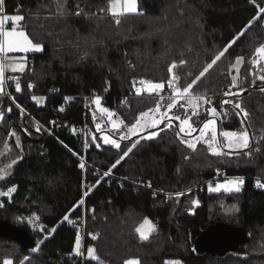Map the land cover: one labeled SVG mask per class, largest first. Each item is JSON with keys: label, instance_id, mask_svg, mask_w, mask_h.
<instances>
[{"label": "trees", "instance_id": "obj_1", "mask_svg": "<svg viewBox=\"0 0 264 264\" xmlns=\"http://www.w3.org/2000/svg\"><path fill=\"white\" fill-rule=\"evenodd\" d=\"M60 3L4 0L6 12L17 8L25 17L20 22L24 30L43 47L29 54L31 62L16 81L7 82L13 97H2L0 103V145L6 143L17 161L0 180V192L14 189L0 197V219L26 229L35 242L24 249L0 236V264L5 258L20 264L24 257H29L24 264H83L72 255L76 230L70 223L82 212L85 264H126L130 259L138 264H264V187L256 185V180L264 184V85L248 79L239 95H225L232 85V64L244 58L241 74H247L248 61L264 42V13L259 12L264 0H138L137 13L118 17L109 11L113 0H67L63 15ZM173 62L178 87L183 90L196 79L190 93L211 100L195 115L197 126L208 118L210 107H225L230 113L219 129H246L249 149L217 157L198 143L193 151L182 142L175 122L151 139L120 141L117 135L121 149L104 144L101 133L111 132L96 128L92 98L99 96L130 126L159 100L145 93L129 96L132 89L140 80L167 87ZM34 95L43 96V103L34 101ZM235 103L246 110V118ZM250 150V156L244 154ZM219 172L243 177L241 191L208 192L205 182ZM213 201L219 202L216 215ZM226 204L229 210L221 211ZM32 216L33 230L16 222ZM146 218L155 231L144 240L136 229ZM218 221L243 227L246 241L222 255L196 250L200 231ZM89 247L99 260L89 257Z\"/></svg>", "mask_w": 264, "mask_h": 264}, {"label": "snow or ice", "instance_id": "obj_2", "mask_svg": "<svg viewBox=\"0 0 264 264\" xmlns=\"http://www.w3.org/2000/svg\"><path fill=\"white\" fill-rule=\"evenodd\" d=\"M67 0H63V3H60L58 5V11L60 12L61 15L67 12V8L65 7ZM101 11H104V9H101ZM6 8L4 7V0H0V14L5 13ZM138 12V0H123V5L120 6L118 3V0H113V3L111 5V14L114 16H120L126 13H137ZM260 13H264V7L259 8ZM79 14V13H77ZM25 17L23 15H0V78L3 77L4 75V65L5 62L8 60L7 54L8 53H24L27 54L29 52H39L42 50L43 45L39 42H34L33 39L29 37L27 32L24 30V26L20 23L24 21ZM254 20L256 17L253 18ZM8 22L9 24L14 25L13 27L6 28L5 23ZM253 21H249V27L251 26ZM116 23L119 24L120 21L119 19L116 20ZM244 34V30H242L237 37H235L227 47L224 48L223 51H221L218 55L215 56V58L207 65L206 68L200 73V77L204 76L206 72H208L209 69L213 67L225 55V52L228 51V48L232 46L236 42V40L239 39V36H242ZM257 52L260 54H264V47H261L257 49ZM242 59V57H238L237 61L239 62ZM185 61L181 60L180 64H184ZM177 64L175 62L172 63L171 67L169 68V71L171 72L172 69L176 68ZM15 68H19L21 72L24 71L25 69V63L21 62L19 64H16L13 70L15 71ZM179 76H173V80L177 81L179 80ZM199 79V77H197ZM259 79L264 80V75L260 76ZM196 81H193L192 84H189L187 87L183 88V91L181 92L180 89L176 90V95L181 96L182 98L187 99L189 104H193V100L191 96H185L189 92V89L192 88V85L195 84ZM139 83L143 86L142 88H137V93H140L141 91H147L149 93H154V92H159L163 88L162 83H154L151 81H146V80H140ZM0 85H2V80H0ZM233 85L235 86V80H233ZM171 86V85H170ZM33 85L29 84V88H32ZM15 88L17 92L21 91L20 83L17 82L15 84ZM2 87H0V91H2ZM243 91V89L241 90ZM226 95L230 93H225ZM233 95H239L240 93H232ZM198 99V98H197ZM210 103V101H207ZM224 103H230L229 101H225ZM95 104L100 105L101 100L99 97L95 99ZM174 107L173 104H168L167 108L170 110ZM183 107V105H181ZM195 104H193V108L195 109ZM234 107L236 109H239L240 112L243 113L244 117L246 118L248 116V113L246 110H244L241 107L240 103H235ZM159 109V105L157 106V111ZM99 111L101 113H104L108 116L109 122L112 124V127L114 129L119 130L121 126H124L127 128V131L120 135V141H124L127 139H130L131 136H139V129L142 126L139 122V120L130 126L125 125V122L123 119H120L119 121L113 120L112 116L113 113L107 108V107H100ZM212 116L215 117L216 115V108L213 107L210 109ZM240 112L237 113V115L240 114ZM194 115H197L195 111L193 112ZM142 116H146L147 113H142ZM3 118L2 113H0V119ZM95 119V116L93 117ZM173 117H170L167 115V113H162L159 115V118L152 119L151 120V126L153 128H159V125L162 123H166V127H172V121ZM175 119L180 120V127H179V133H183L184 136H191V133L196 131V129L193 127V124L190 123L189 119H181L179 116L175 117ZM241 123H244V120H241ZM147 129V124L143 125ZM96 128L98 130H101V126L99 123L96 124ZM37 131H40V128H37ZM160 131H163V129H160ZM178 133V134H179ZM13 135H15L13 133ZM158 135V132H148L147 133V138L151 139L154 138ZM219 136L223 138V140H218L217 137V128H216V120L215 119H208L206 122L203 123L202 128L200 129L199 136L193 137L192 139L196 140L197 143L203 140L205 143H207L208 147L211 149V152L213 155L216 156H221L227 155L230 153H223L221 150V146L227 147L229 150L232 152H236L238 150H243V149H249V134L247 130H242V131H232V130H225L219 133ZM144 138V137H141ZM181 140L183 143L187 145V147L193 151L196 150L197 148V143H191L189 142L188 139H185L183 136L181 137ZM103 142L104 144L107 145H112L116 149H121V143L117 141L116 139H112L110 135H104L103 136ZM136 146L135 143H133L132 147H128L126 151H123V155L121 156V160L126 157ZM259 148H256L255 151H259ZM245 155H251V150L249 152L244 153ZM22 159V157H21ZM17 163V161H13V164ZM120 160L116 161V164H119ZM116 164L112 165V168L116 167ZM80 168H84L85 164L81 163ZM111 171V170H109ZM219 171V170H217ZM100 181L97 180V183ZM244 184V178L243 177H235V178H230V179H225L223 182H217L215 183V186L213 187L211 184H209V191L210 192H216L219 193L221 190L224 192H240L241 191V186ZM149 186H151L149 184ZM258 187H264V184L260 183L259 181L257 182ZM14 189H8V192H12ZM87 194V193H86ZM7 195L5 192H0V197H3ZM177 195H182V193H177ZM193 204H198V200H193ZM2 206V205H0ZM39 219V217H37ZM65 220L68 219V216L64 217ZM31 223V221H29ZM155 230V226L151 223L149 219H144L143 223L136 229V232L140 234V238L147 240L148 236L152 231ZM55 231V229H53ZM93 239H96L95 236L92 237ZM77 254H80L79 252V247H80V238L79 236L77 237ZM38 248V246H37ZM88 255L89 257H93L96 260H99L98 256H94V248L89 247L88 248ZM29 257H24V260L20 262V264H24V261H27ZM4 264H13L11 260H5ZM127 264H135L134 261H128ZM173 264H180V261H175Z\"/></svg>", "mask_w": 264, "mask_h": 264}, {"label": "rangeland", "instance_id": "obj_3", "mask_svg": "<svg viewBox=\"0 0 264 264\" xmlns=\"http://www.w3.org/2000/svg\"><path fill=\"white\" fill-rule=\"evenodd\" d=\"M118 3H119L120 6H122L123 5V0H118ZM111 5H110V8H109L110 13H111ZM7 24L8 23L6 22V28L10 29L11 27H13V26L8 27ZM261 47H264V42H263V44H261L260 46H258L255 49V51H254V53L252 55V58H250V60L248 61L249 62L248 65L249 66L247 65V68L245 70V73H247V74H245V75L241 74V70L243 69V66L246 63L244 58H242L239 62L236 59L235 62L232 64V66H231V70H232V75H231L232 83L231 84L232 85H231V93H230L231 95H233L232 93H240L241 89H242V86H243V85L241 86L242 82H245L248 79L251 80V82H253V83L257 84V85H264V80L259 79L260 76L264 75V54H260V53L257 52V49H259ZM170 75H171V79L167 83V87H164V84L162 83L163 84V88L159 92L149 93L146 90L140 92V94L145 93V94L157 96V97H159V100L157 101L158 103H157L156 106H154L153 108L147 109V110L142 112V113H147L146 116H142L141 115L142 113L138 116L137 120L133 124H135L139 120L140 124L142 125L140 127V129H139V136H131V138H133V139L135 138L136 139L138 137H147V133L148 132H153V131L157 132L159 128L166 127L167 121L165 123L160 124L159 128H153L151 126V120L154 119V118L158 119L159 115L162 114V113H167L168 116L173 117L171 123L175 122V124L178 127H180V120L175 119V117L179 116L181 119H189L190 120V123L193 124V127L196 129V131L192 132L190 137L184 136L183 133L182 134H183V137L185 139H188L189 142H191V143H197V141L192 139V138L196 137V136H199L200 129L202 128L203 123L206 122L208 119H215L216 120V128H217V137H218V140L222 141L223 138L219 136V133L222 132V131H225V130L219 129L220 127H219L218 123L224 121V120H222L220 118V116H221V114L223 112H228V113H230V112L225 107H221V110H217L216 109L217 110L216 111V115H215V117H213L212 113L210 111V109L213 108V107H210L207 110L208 118L205 121H203L200 124V126H197V123L195 121L199 117L196 118L195 115L193 114V112L195 111L196 113H198L199 110H201L202 108H205V104L206 103H209L207 101L211 102V100H208V98L205 95L201 94V93L192 94L189 91L187 94H185V96H191L192 97L193 104H195V106H196L195 109H194L193 108V104H189L187 99L176 95V90L180 89V88L177 85V81L178 80L177 81L173 80V76H175L174 72H173V69L170 72ZM233 80H235V86L233 85ZM195 81H196V79H195ZM139 87L142 88L143 86L140 85ZM165 89L170 90V95L168 97H165L163 95ZM180 91L182 92L183 90L180 89ZM97 97H99V96H95L94 98H92V102H91L92 103V108H93L92 109L93 110L92 118L95 116V119H93L94 122H95V125L97 123H99L100 126H101V129L108 130L109 132H111V134L109 133L110 137L112 139H116L118 137L117 135L124 134L127 131V128H125V129H121L120 128L119 130H117V129H114L112 127V124L109 122L108 116L106 114L101 113L99 111L100 107H104L102 105V103L100 105H96L95 104V99ZM32 99L34 101H36L38 104H42L43 101H44V97L43 96H35L34 95V96H32ZM170 103L173 104L174 107L169 110L167 108V105L170 104ZM158 105H159V109L157 111V106ZM181 105H183V107H181ZM112 113H113L112 119L119 121L120 119H118V117L115 116L114 112H112ZM192 118H193L194 122L191 121ZM145 124H147V129L145 127H143V125H145ZM244 130H246V129H244ZM237 132H239V131H237ZM104 135H107V134L106 133H101V135H100L102 140H103V136ZM249 137H250V135H249ZM198 143L205 144L207 146L208 152L210 154H212L211 149L208 147L207 143H205L203 140H201ZM249 145L251 146V137H250V140H249ZM8 150H9V148H8V145L6 143L0 145V180L5 178V177H7L10 174V172L12 171V168L14 167L13 161L14 160L16 161V159H13L12 155H9ZM221 150H222L223 153L232 152L227 147H223V146H221ZM230 178H235V177H229V176L225 177L224 175H221L220 172H219V174L216 177H214L213 179L208 180V181L205 182V185H206L205 188L207 189L208 192H210L208 190L209 189V184H211L214 187L215 183L223 182V180L230 179ZM256 181H260V180H256ZM256 185H257V183H256ZM200 187H202V185ZM221 192H224V191L221 190ZM221 192H219V193H221ZM6 193L9 194L8 191ZM86 193L87 192L83 191L82 195H86ZM212 193H216V192H212ZM194 205H197V204H194ZM211 206H212V210L214 211V214H215L216 213L215 209H216L217 206H219V202L218 201H213ZM231 208L232 207H230V209ZM220 210L221 211L222 210L228 211L229 210V204H226V206L220 208ZM29 221H31V223H29ZM143 221L141 223H143ZM16 222L20 223L22 225H26V227L30 228L31 230H33L37 226L35 216H32L31 218H29L27 220L18 219ZM139 237H140V235H139ZM5 260H11L12 261V259H10V258H5L3 260V264H4ZM128 261H134L135 264H138L137 260H135V259H130ZM127 262H126V264H127ZM173 262H175V261H171V264H173ZM180 264H181V262H180Z\"/></svg>", "mask_w": 264, "mask_h": 264}, {"label": "water", "instance_id": "obj_4", "mask_svg": "<svg viewBox=\"0 0 264 264\" xmlns=\"http://www.w3.org/2000/svg\"><path fill=\"white\" fill-rule=\"evenodd\" d=\"M246 93V91H244ZM0 236L16 241L24 249H30L35 242L29 232L8 220L0 219ZM247 239L246 231L243 227L234 224L218 221L208 225L200 231L194 240L196 250L210 252L215 255H222L235 250Z\"/></svg>", "mask_w": 264, "mask_h": 264}, {"label": "built area", "instance_id": "obj_5", "mask_svg": "<svg viewBox=\"0 0 264 264\" xmlns=\"http://www.w3.org/2000/svg\"><path fill=\"white\" fill-rule=\"evenodd\" d=\"M17 15V14H20L18 12V9L17 8H13V10L10 12V13H2L0 15ZM6 26V24H5ZM7 26H14L12 24H7ZM27 62H31V57H29L27 59ZM137 88L139 87H134L131 91V94L129 96H136V95H140V93H137ZM225 93H231V89L228 88L226 90ZM165 97H168L170 95V90H166V92L163 94ZM226 95V94H225ZM2 97H7L9 99H11L13 97V95L7 90V88L2 92L0 93V103H1V98ZM229 116V113L228 112H223L220 116V118L222 120H226V118H228ZM219 118V119H220ZM221 175H224L225 177H228L225 175L224 172L221 173ZM85 195H83L84 197ZM81 202L83 203V199L81 200ZM83 208V207H82ZM70 223L71 225L75 228L76 230V239H75V242H74V247H73V250H72V255L75 257V262H77L78 260H81L83 264L84 263V257H85V248H84V242H85V224H84V214L83 212L81 213V216L80 217H74L70 220ZM79 236L80 238V247H79V252L80 254H77V244H76V241H77V237Z\"/></svg>", "mask_w": 264, "mask_h": 264}, {"label": "crops", "instance_id": "obj_6", "mask_svg": "<svg viewBox=\"0 0 264 264\" xmlns=\"http://www.w3.org/2000/svg\"><path fill=\"white\" fill-rule=\"evenodd\" d=\"M17 15H20V14H17ZM33 53H35V51L29 52L27 54L19 53V52H16V53H8L7 54L8 60L5 62V65H4V75H3L2 78H0V80H2V85H0V87L2 86V89H3L2 91H0V93H2L7 88V82L8 81H10V80L16 81L19 78L20 74L22 73L19 70V68H15V71L13 70V68L15 67V65L16 64H19L21 62H24L25 63V69H26L27 64H28L27 59L29 58V54H33ZM36 53H38V52H36ZM151 223L153 224V222H151ZM154 231H152V232H154ZM138 235H140V234H138Z\"/></svg>", "mask_w": 264, "mask_h": 264}]
</instances>
